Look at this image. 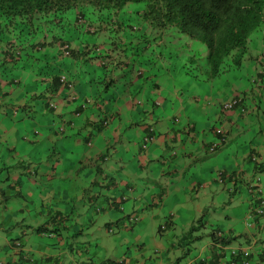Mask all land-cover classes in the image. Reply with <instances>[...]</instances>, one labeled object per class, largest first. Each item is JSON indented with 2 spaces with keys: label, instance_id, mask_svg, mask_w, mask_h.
<instances>
[{
  "label": "crops",
  "instance_id": "crops-1",
  "mask_svg": "<svg viewBox=\"0 0 264 264\" xmlns=\"http://www.w3.org/2000/svg\"><path fill=\"white\" fill-rule=\"evenodd\" d=\"M179 63L180 60L170 63L165 71L167 76L175 79H168L170 86H175L169 95L171 99L176 97L177 85H184L180 79ZM263 64L264 58L252 59L243 70L229 75L234 79L228 78L227 73L223 79L217 77L209 81L200 80V97L196 100L184 99L186 103L184 102L182 110L178 111L182 118L176 125L181 130L180 139L174 137L173 140H177L175 144H169L163 139L159 141L156 137L152 144L153 152L148 164L151 170L163 172L167 162L169 167L173 165L177 176L167 170L169 184L157 183L147 194L144 184L140 179L136 180V187L131 189L134 194L127 197L124 193L125 190H130L129 166L132 167L135 162L140 167L143 166L134 154L142 152V141L138 143L140 136L131 126L136 119L146 117L147 114H133L135 106L132 105L125 111L127 118H122L121 106L118 107L119 114L118 111L114 113L110 132L119 137L120 141L113 146L114 156L111 162L107 163L110 157L109 151H105L106 139H109L107 131L91 134V138H85L89 129L76 134L66 128L65 133L59 134L58 128L60 125H66L63 119L65 116L70 117L72 108L64 109L60 113L48 111L44 109V100L48 99L33 98L27 108L15 114L16 119L10 126L18 134L28 132L34 137L29 141L17 137L16 145L21 146L17 151H12L11 159H8L6 151H11V148H6L3 144L5 140L0 137V264H99L105 258L102 259L96 250L82 248L83 244L87 245V241L96 238L94 230L99 227V223L94 217L92 220L86 218L96 212L107 214L108 233H114L113 229L109 230L114 222L121 231L131 232L132 243H137L135 249L128 246L131 255L126 253L124 261L118 262L119 264H228L233 249L249 245L254 248H248L250 255L243 256V259L248 260L249 264L251 261L252 264H264V210H255L249 190L251 184L255 186L252 181H255L256 176H262L260 195L261 199H264V73H259ZM5 71L7 70L0 64V74ZM26 76L27 73H20L19 77L23 79L20 84L3 82V94H0V128L11 135L12 129L7 128L8 124L5 122L10 118L5 117L3 113L8 112V109L10 111L14 104L29 98L23 93V86L30 81ZM251 77L258 79V82H252ZM44 87L42 85L41 89ZM235 93L242 94L246 102L248 100L246 113L236 107L223 109L222 102ZM206 94L215 97L208 99ZM3 95L6 97L3 98ZM168 103L156 111L155 116L158 117L160 126L158 129L164 128L166 122L170 124L171 130L175 129L176 123L166 120L169 119L167 111L171 106L169 100ZM130 115L132 117H129ZM91 118L98 119L96 115ZM11 120L13 121V118ZM152 120L150 118L149 121ZM136 123V127H139L140 123ZM146 124L143 126V135L146 134ZM219 124L228 126L225 130L229 132V142L226 148L220 149L221 152L216 155V151H209L207 147L215 140L217 135L214 128H221ZM35 128L41 129L40 136L33 134ZM10 139L13 141V136H10ZM90 139L92 145H88L87 141ZM101 142L102 146L99 145ZM28 144L32 147H27ZM132 144L135 151L132 150ZM104 154L107 155L105 159ZM124 154H128L129 158L126 159ZM169 155H174L173 160L167 159ZM253 156H258L259 159H254ZM159 157H165L164 161L156 159ZM219 160H222L220 164ZM154 161L163 167L156 166ZM30 168L35 169L34 175ZM215 172L222 174L225 183L236 179L237 183L243 181L244 186L234 187L229 192L236 193L240 210L244 209L247 215L254 211L261 214L255 213L252 218L255 226L251 228V236L246 228L249 225L244 218H238L239 214L234 210L226 214L223 228H213L210 236H203L196 249L202 247L206 251L205 258L191 257L190 246L172 261L171 249H176L172 239H166L170 248H166L162 242H156L154 247H147L146 242H141L144 231L148 228L146 220L149 215L159 220L153 231L158 230L161 236L171 230L177 231L181 223L191 217H194L191 223L195 225L200 220L198 208L203 204L200 201L207 193V187L212 194V207H221L219 201L226 204L230 196L227 195L225 186L211 182ZM239 175L241 176L237 178ZM118 179H122V182H118ZM245 184L248 186L245 187ZM102 189L105 191L104 195ZM123 196L125 198L120 201ZM97 203L101 204L96 206L95 212L92 208ZM121 208L127 209L125 214L133 212L131 215L134 220H129L125 214L121 216ZM179 211H182L183 217L177 214ZM162 215L165 217L163 221ZM83 217L84 223L81 222ZM163 222L166 223V229L160 228ZM89 227L92 232L87 229ZM217 230L223 231L225 241L218 243L214 240L211 232L215 233ZM87 236L90 240H87ZM195 237L199 238V234H195ZM17 241L21 242L20 246Z\"/></svg>",
  "mask_w": 264,
  "mask_h": 264
},
{
  "label": "trees",
  "instance_id": "trees-1",
  "mask_svg": "<svg viewBox=\"0 0 264 264\" xmlns=\"http://www.w3.org/2000/svg\"><path fill=\"white\" fill-rule=\"evenodd\" d=\"M258 42H264V0H0V64L7 70L0 74V94L4 81L20 84L23 80L20 73H27L30 81L23 86V93L29 98L14 104L11 110L18 113L33 98L50 100L55 96L61 101L59 107L44 100V109L60 113L72 108L70 117L63 119L65 131L58 128V133H65L66 128L76 134L89 129L85 138H91V134L107 131V137L118 143L120 139L112 135L110 127L114 113L119 114L121 97L135 108L145 103L146 114H156L161 105L158 102L161 91L157 92L163 86L161 78L170 63L179 61H172V57L158 62L161 55L182 52L179 74L184 85H177L176 97L171 101V106L177 108L168 109L169 119L166 118L176 123V127L184 99L200 97V89L196 87L200 86V80L223 79L231 71L243 70L252 59L264 58V50L255 52ZM65 52L73 62L56 61ZM100 59L104 61L102 64ZM62 68L69 70L65 82L60 81ZM259 73H264V64ZM39 74L51 80L45 83ZM253 77L252 82H258ZM243 99L238 98V103L244 105L246 113L248 107ZM93 115L98 119L93 120ZM148 122L142 123L143 126L147 123L146 135L156 137L160 126L155 121ZM164 128V133L171 130L167 122ZM215 129L224 135L222 128ZM166 135L170 139L176 137ZM172 156L167 159L173 160ZM30 171L36 173L33 168ZM262 179L256 176L255 186L251 184L249 188L255 210L260 205ZM122 198L125 197L119 200ZM125 217L133 219L130 213ZM211 234L218 243L226 239L221 230ZM235 261L244 264L245 260L236 257ZM114 262L107 259L99 264Z\"/></svg>",
  "mask_w": 264,
  "mask_h": 264
},
{
  "label": "rangeland",
  "instance_id": "rangeland-1",
  "mask_svg": "<svg viewBox=\"0 0 264 264\" xmlns=\"http://www.w3.org/2000/svg\"><path fill=\"white\" fill-rule=\"evenodd\" d=\"M71 14H73L71 12ZM84 36V35H81ZM73 38V37H72ZM94 38V37H93ZM75 40V38L73 39ZM75 45V43H74ZM255 52H262L264 50V42H258L256 43L255 47H254ZM68 61V60H67ZM91 64H95L94 61H90ZM236 74L238 72H234L231 71L228 73V78L234 79L233 76H229L231 74ZM197 89H202V87L200 86H196ZM34 89V88H33ZM130 90H128L127 92H129ZM145 92V90H141V94H143ZM245 92H247V90H245ZM148 94V93H145ZM241 96L244 98V96L241 94ZM53 98H55L56 100H59L58 97L53 96ZM203 100V99H202ZM213 101H215V99H213ZM248 102V100H247ZM247 102L244 100L243 103L248 106ZM150 107H151V101L148 102ZM119 106H121L122 110V118H127V113L125 112L126 109L128 108V106H132V102L129 103L127 102L124 97H121L119 100ZM145 103H143L142 105H137L135 109L132 110L133 114H136L137 112L140 113H144L143 108H145ZM13 108V107H11ZM10 108V112L8 109V112L5 111L3 114L5 115V117L9 116L10 119L6 120L5 122L8 124L7 128H11L12 129V133L13 135H11L10 133H5L4 131L1 130L0 128V137L3 138V144H5V147H9L11 148V151L6 150L7 154H8V159L12 158V151L16 150L21 146L20 144L16 145V143L18 142L19 138H23L25 141H29L31 138L34 137V135H32L31 133H24V134H18V132H15L14 128L10 125H12L14 123V119H16V113H14V110H11ZM177 108V106H169V111L171 110H175ZM129 117H132L131 115ZM128 117V118H129ZM13 118V121L11 120ZM150 117H146L143 118L142 120H138L137 122L140 123L139 127L137 126V123H133L131 128L135 129V132L140 136L139 137V141L138 143H141L142 138H143V125L141 124L144 121H149ZM182 120V118H180V121ZM128 121V120H127ZM179 121V122H180ZM126 122V121H125ZM125 122L123 123V126L125 124ZM178 122V121H176ZM219 126H221V128L224 129V135H225V140H222L221 137L216 136L215 137V142L217 147L215 148L216 151V155H218L223 147H225L228 142H229V132H225V129H228L227 125H222L219 124ZM166 131V129L162 128L160 130H157V135L156 137L158 138L159 141H161V139H163L164 141L168 142L169 144H175V142L177 140H173L167 137L166 133L169 134H176V139H180L181 137V130L178 129V127L176 126L175 129L170 130L169 132H163ZM36 136L37 135H41V129L40 128H35L34 133ZM10 136H13V141H11ZM18 137V139H17ZM135 137H133L134 139ZM39 140V139H38ZM45 140V138H44ZM106 143L110 144L109 147H107V149L105 150L106 152L109 151L110 157L108 158V160L106 161L107 163L111 162L110 160H112V157L114 156V151H113V146H115L117 144L116 141L111 140V139H106ZM137 143V144H138ZM154 142H148V147L145 150H142V152H140L139 154L134 153L143 163V166L140 167L137 162L132 164V167L129 166L131 168L130 170V181H129V186H130V190H125V197L133 195L134 191H132V188L136 187V180H139L144 184V188L146 189L145 194L148 193V190L152 189V187L155 186V184L160 183V182H165L167 185L169 184V181L167 178L170 179L169 176H167L168 171L170 170V174L177 176L176 171L173 169V165L169 167L168 163L166 162V166L163 168V172H154L153 170H151L150 166H148L149 164V160L150 157L152 156V144ZM103 142H101L99 145L102 146ZM32 145L28 144L27 147H29ZM226 148V147H225ZM224 149V148H223ZM132 150H134V146L132 144ZM156 150V147H155ZM16 155V153L14 154V156ZM124 157L126 159L129 158L128 154H124ZM187 157V156H185ZM3 158V157H1ZM157 160H161L162 162L164 161V158H156ZM222 160H219V164L221 163ZM188 162H190V159L188 160ZM119 162H116V164H118ZM181 163L185 166V163L183 161H181ZM155 164V161H154ZM156 166H160L163 167L162 165H158L157 162L155 164ZM209 165H212V161L209 162ZM168 170V171H167ZM229 173V172H228ZM86 174V173H85ZM84 174V176H85ZM114 176H116L115 173H113ZM211 175V174H210ZM209 175V176H210ZM241 175H239L237 178H239ZM60 179V178H59ZM237 180V179H236ZM234 180L231 183H225V179L223 178V176H221L218 172H215V175H213V179H211V182H214L220 186H225V191L227 192V195L230 196V198L227 200V203L223 204V202L219 201V204L221 205V207L217 208V206L212 207L211 201L210 199L212 198V194H210L209 192V187H207V193L205 195L202 196L201 201L203 204L201 207L198 208L200 214V220L197 221L195 223V225H192V221L194 220V217L189 218L187 221H183L181 223V226L178 228L177 231H169L167 234L161 236V234L159 233V231H153V228L155 226V224L159 221L157 219H155V217H153L152 215H149L148 219L146 221H148V228L144 231V237L141 240L142 243L146 242V246L147 247H154L156 242H162L164 244V246L166 248H170L169 246V242L166 239H172L174 244L176 245V249H171L172 253L170 254V257L172 258V261L176 260L178 258V256H180L181 254H183L185 251H187L188 248H190L191 246V257H196V258H205L206 256V251L202 248L199 247L198 249L197 246L201 243L203 236H210V231L213 228H223L224 227V223L226 222V214L228 212H233L234 210H237V213L239 214V216H237L238 218H244V221L249 225L247 226V231L249 232V235L251 236V228H253L255 226L252 218L255 216V214H250L247 215L246 212L244 211V209L240 210V202L238 200V196L236 195L235 192H229L230 190L232 191L234 189V187H242L244 186L242 184L243 181L238 182ZM118 182H122V179H118ZM255 182V181H252ZM248 186V184H245V187ZM105 191L104 189H102V195H104ZM232 201V202H230ZM78 202V201H77ZM101 203H97L96 205H93V210L96 212V206H98ZM90 209L91 212H93V210ZM125 212H127V209H123V211L121 212V216L125 214ZM133 212H130V214H132ZM214 213L216 215H214ZM128 214V213H127ZM177 214L181 217L184 216V214L182 213V211L177 212ZM65 215V214H63ZM126 215V214H125ZM246 215V216H245ZM92 216V217H91ZM87 215L86 218L89 220L94 217L95 220L98 221L99 223V227L94 230V232H96V238L93 240H90V238H88L87 236V240L89 239L91 244L89 241L86 242L87 245L83 244L82 248L83 250L85 248L87 249H91L96 250L97 253L99 255L102 256V259L105 258L104 260L107 259H111L114 260V264H119L118 262H122L125 259L126 253L128 255H131V252L128 251V246H130V249H135L137 248V243L135 242V244L132 243V238H131V232H125V231H121L120 229H118V225L116 223H111L112 228L114 230V233H108V226H107V214H103L101 212H96L95 214L92 215ZM85 217V216H84ZM84 217L83 220L81 222H85L84 221ZM86 219V220H87ZM165 219V217L162 215L161 216V220L163 221ZM186 219V218H185ZM87 220V221H88ZM144 222V225L147 224V222ZM106 222V223H105ZM163 226H165L166 229V223L163 222L162 223ZM206 226V227H205ZM89 229V232H92V228H87ZM112 230V231H113ZM204 232V233H202ZM29 234V233H27ZM175 234V235H174ZM195 234H199V238L195 237ZM134 238V236H133ZM245 242V240H244ZM254 247L252 245H249V249H253ZM86 255V254H85ZM252 264V261L250 262ZM88 264V263H86Z\"/></svg>",
  "mask_w": 264,
  "mask_h": 264
},
{
  "label": "clouds",
  "instance_id": "clouds-1",
  "mask_svg": "<svg viewBox=\"0 0 264 264\" xmlns=\"http://www.w3.org/2000/svg\"><path fill=\"white\" fill-rule=\"evenodd\" d=\"M139 19V18H138ZM170 53V52H169ZM181 53L182 52H176V53H171V54H164V55H161L160 57H161V59H159L158 60V62H161V61H164V59H168V60H170L172 57H173V60L172 61H174V60H180L181 59ZM67 60L68 61H70V62H73V60L71 61V59L70 58H68V53L67 52H65L64 53V56H60L59 58H58V60H56V61H59V62H62V63H67L68 64V62H67ZM171 61V62H172ZM104 61L102 60V59H100V63L102 64ZM157 62V63H158ZM101 66V65H100ZM60 72L62 73L61 74V77H60V81H63V82H65V81H67V79L69 78V70L68 69H66V68H62L61 70H60ZM39 78H40V80L41 81H43V82H45V83H47V82H49L50 80H51V78L49 77V76H45L44 74H39ZM168 79H173V80H175L173 77H170V76H167L166 74H164V76L161 78V80H162V82H163V86L161 87V88H158L157 89V92H160L161 91V94L158 96V102L159 103H161V105H160V107L159 108H163L166 104H169L168 103V100L171 102L172 101V99L169 97V95L172 93V91L170 90L171 88V86H170V84L168 83ZM214 96V95H213ZM49 100V99H48ZM49 102H50V104L52 105V106H54V107H59L58 106V104H59V101H57L56 99H53V98H50V100H49ZM224 105V101L222 102V106ZM158 108V109H159ZM182 107H179V109H181ZM150 117L151 119H153L152 121H155V122H157V123H159V119H158V117H156L155 116V114L154 113H152V112H150V113H148L147 115H146V117ZM146 117H144V118H146ZM59 131H62V132H64L65 131V126L64 125H60L59 126ZM214 132H215V134L217 135V136H219V137H221V139L222 140H225V136L222 134H220L215 128H214ZM60 134V133H59ZM156 139V137L155 136H151V135H143V140H142V149L143 150H145V149H147V147H148V142H152V141H154ZM88 142V145H92V140L90 139V140H88L87 141ZM214 143H216L215 142V140L213 141V142H211L210 143V145L207 147L208 148V150H210V151H215V148L217 147V145H215ZM34 175V174H33ZM160 228L161 229H165V226L163 227V224H161L160 225ZM109 230H112L111 228H109ZM19 242V244H17L18 246H20L21 245V242L20 241H17L16 243H18ZM249 248V246H242L241 248H239L240 250H246V249H248ZM244 256V255H243ZM243 256L242 255H237V256H233V254L231 255V257H230V261H232V260H234L235 261V258L236 257H239V259H243ZM230 261H228V263L230 264ZM235 264H236V261H235Z\"/></svg>",
  "mask_w": 264,
  "mask_h": 264
},
{
  "label": "bare ground",
  "instance_id": "bare-ground-1",
  "mask_svg": "<svg viewBox=\"0 0 264 264\" xmlns=\"http://www.w3.org/2000/svg\"><path fill=\"white\" fill-rule=\"evenodd\" d=\"M263 59V58H262ZM260 71V70H259ZM240 97H242V96H240ZM240 97H237V96H235V95H233L232 97H230L229 99H227V100H225L224 101V105H226L227 107H230V109L233 107V108H238L241 112H244V105L243 104H241V103H238L239 101H238V98H240ZM243 98V97H242ZM228 103H230L231 105H227ZM237 104H239V105H237ZM232 108V109H233ZM229 109V110H230ZM261 191H262V189H261V187H260V193H261ZM259 193V194H260ZM261 197V196H260ZM259 208H261L262 210H264V205H262L261 203H260V205H259ZM244 260H246V259H244ZM248 261V260H247ZM249 262V261H248Z\"/></svg>",
  "mask_w": 264,
  "mask_h": 264
},
{
  "label": "built area",
  "instance_id": "built-area-1",
  "mask_svg": "<svg viewBox=\"0 0 264 264\" xmlns=\"http://www.w3.org/2000/svg\"><path fill=\"white\" fill-rule=\"evenodd\" d=\"M227 105H231V104L228 103ZM260 203L262 205H264V199H260ZM262 211H263L262 209L259 210V212H262ZM17 244H19V242ZM232 254H233V256H237V255L249 256L250 255V251L248 249H246V250H240V249H236L235 248V249L232 250ZM230 264H235V261L234 260L230 261ZM244 264H249V262L247 260H245L244 261Z\"/></svg>",
  "mask_w": 264,
  "mask_h": 264
}]
</instances>
